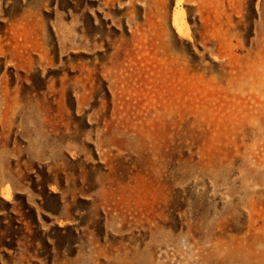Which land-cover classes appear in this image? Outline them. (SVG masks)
Returning a JSON list of instances; mask_svg holds the SVG:
<instances>
[{
    "label": "rangeland",
    "instance_id": "1",
    "mask_svg": "<svg viewBox=\"0 0 264 264\" xmlns=\"http://www.w3.org/2000/svg\"><path fill=\"white\" fill-rule=\"evenodd\" d=\"M0 264H264V0H0Z\"/></svg>",
    "mask_w": 264,
    "mask_h": 264
},
{
    "label": "bare ground",
    "instance_id": "2",
    "mask_svg": "<svg viewBox=\"0 0 264 264\" xmlns=\"http://www.w3.org/2000/svg\"><path fill=\"white\" fill-rule=\"evenodd\" d=\"M173 24H174L175 29L177 30V32L181 36H184V37H187V38L191 39L190 29H189V27H188V25H187V23L185 21H184V23H181L180 20H179V17H177L175 15ZM4 197L7 200H10L11 199V194H8V195L6 194Z\"/></svg>",
    "mask_w": 264,
    "mask_h": 264
},
{
    "label": "flooded vegetation",
    "instance_id": "3",
    "mask_svg": "<svg viewBox=\"0 0 264 264\" xmlns=\"http://www.w3.org/2000/svg\"><path fill=\"white\" fill-rule=\"evenodd\" d=\"M1 21H3V20H1ZM4 22V21H3Z\"/></svg>",
    "mask_w": 264,
    "mask_h": 264
}]
</instances>
